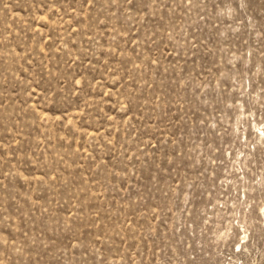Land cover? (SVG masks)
Listing matches in <instances>:
<instances>
[{"label":"rangeland","instance_id":"1","mask_svg":"<svg viewBox=\"0 0 264 264\" xmlns=\"http://www.w3.org/2000/svg\"><path fill=\"white\" fill-rule=\"evenodd\" d=\"M0 264H264V0H0Z\"/></svg>","mask_w":264,"mask_h":264}]
</instances>
